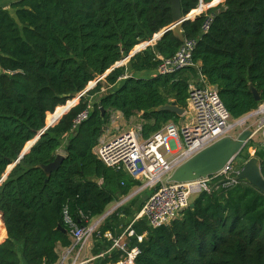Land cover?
Masks as SVG:
<instances>
[{"label": "trees", "instance_id": "1", "mask_svg": "<svg viewBox=\"0 0 264 264\" xmlns=\"http://www.w3.org/2000/svg\"><path fill=\"white\" fill-rule=\"evenodd\" d=\"M180 4L186 15L196 12L200 0ZM8 7L13 15L0 7V178L45 121L51 125L60 119L0 184V264L56 262L57 246L70 244L68 231L59 227L66 229L64 205L83 223L79 210L89 218L99 216L140 183L94 153L113 111L126 120L142 112L140 134L146 139L163 124L179 120L155 109L171 101L186 108L188 84L202 85L200 74L216 88L233 119L264 103V0H222L185 21L183 37L196 41L194 65L169 74H157L156 68L158 56L168 57L181 45L172 30L114 66L172 23L169 0H17ZM207 15L212 21L203 32ZM108 70L74 105L69 102ZM88 104V117L72 128ZM254 145L264 177L263 144L249 140L234 166L241 167L250 157L247 147ZM60 149L62 161L47 174L41 165L53 161ZM133 199L125 211L132 218V210L139 211L145 202L137 207ZM191 203L168 224L151 227L145 218L132 223L127 244L139 248L135 264H264L263 192L238 180L203 191ZM124 208L106 216L93 234L94 255H103L90 264L115 263L125 255L117 249L107 252L112 242L104 237L106 231L119 235L114 220Z\"/></svg>", "mask_w": 264, "mask_h": 264}, {"label": "built area", "instance_id": "2", "mask_svg": "<svg viewBox=\"0 0 264 264\" xmlns=\"http://www.w3.org/2000/svg\"><path fill=\"white\" fill-rule=\"evenodd\" d=\"M211 21L212 15H207L202 24L203 32L208 30ZM195 44V39L184 38L172 55L158 56L160 62L156 73L169 74L193 66L192 52ZM198 80L202 85H197L194 81L188 84L187 108L194 113L190 121L181 123L169 121L146 139L134 129L119 132L107 139L100 137L94 147L97 158L115 170L125 171L133 179L139 180L142 176L147 178L150 176L151 181L152 175H155L158 180L162 176H168L176 167L220 138L232 136L231 131L241 123L240 119H233L230 116L216 88L207 84L202 74L199 75ZM261 107H264V104L259 106ZM90 110L91 104H88L86 109L77 114L72 128H76L81 121L85 120ZM152 168L157 169L156 173H152ZM235 173L234 161H231L219 172L208 177L189 182L163 183L147 197L141 209L135 214L132 223L145 218L151 227L168 224L179 217L181 212L190 205L191 196H196L203 191L210 192L218 182H215L217 178L228 179L224 184L235 182L233 180ZM145 186L146 184L137 190ZM131 196L132 194L124 196L119 203L96 217L89 218L79 210L77 214L83 223H78L68 205H64L61 217L68 231L70 244L62 247L61 251H57L58 259L52 264H83L102 256L103 254H99L87 260L81 259L83 250L104 218ZM133 234L130 225L117 236H113L109 231L104 233V237L112 242L107 252L112 249L125 252L119 261L107 264H135L134 259L139 248L137 246L128 248L127 244L128 237ZM144 235L145 233L137 236V239L141 241Z\"/></svg>", "mask_w": 264, "mask_h": 264}, {"label": "water", "instance_id": "3", "mask_svg": "<svg viewBox=\"0 0 264 264\" xmlns=\"http://www.w3.org/2000/svg\"><path fill=\"white\" fill-rule=\"evenodd\" d=\"M169 2H170L171 13H172V23L169 26L160 30L158 33L154 34V36L152 38L148 39L145 42H142V43L136 45L133 48V50L121 62L116 63L114 66H117L123 62H126L133 54L140 51L141 49H144L147 46L155 44L156 41L160 37H162V35L164 33H166L169 30H172L182 41L184 39V37L182 35V30H181L182 24L189 19L195 18L196 15H198L200 12L203 11L202 8L205 5L203 3V1L200 0V4L198 5L197 8H195L196 12L190 11L188 14L183 15L182 10H181L180 0H169ZM215 3L216 2H210V3L206 4L207 8L214 5ZM109 71L110 70L106 71L102 76H99L97 79L94 80V82L88 83L87 87L83 91H81L80 93L74 94L72 99L76 98V101H77L79 99V97L85 93V91H87L89 88H91L99 79H101L103 76H105ZM250 89L253 93L254 98L256 100H259V93L255 89V87L250 85ZM155 110L156 111H168V112H171L177 116H182L185 113V108L178 106L174 101H171V102L166 103L162 106H159ZM100 111H101V115L104 116L105 109L103 107H100ZM239 119H240V122H244V120H245V118H239ZM57 121L55 123H57ZM54 124H51V125L49 124L47 126H44L32 140H30L29 142H27L25 144V146L22 149V151L20 152L18 158L16 160H14L7 167L5 173L0 178V184L6 178L7 174L11 170V168L16 163H18L19 160L30 150L31 146L40 137V135L48 127H50ZM252 134H253L252 130L245 129V130H242L236 136L227 135V136L220 138L219 140L215 141L214 143L207 146L206 148L200 150L195 155L190 157L188 160L183 162L181 165L176 167L167 176L166 181L167 182H189V181H193V180H196L199 178L208 177V176H211V175L219 172L221 169H223V167L227 163L233 161L236 158V156L240 153V151L248 143ZM63 157H64V155L57 153V155L55 156L53 161H51L50 163H48L46 165H41V167L43 168V170L47 174H49L52 170H54L58 167V165L62 161ZM233 180L234 181L245 180L246 182L253 185L254 187H256L257 189H259L261 192L264 193V177H263V175L261 173V169H260V160L254 155H250V157L242 163L241 167L236 170V173L233 176ZM95 181L99 182V180H95ZM227 181H228V179H222L216 183L215 187H217L221 184H224ZM190 205H192V203H190ZM59 227L61 230L66 232L65 228H63V227L61 228V226H59Z\"/></svg>", "mask_w": 264, "mask_h": 264}, {"label": "rangeland", "instance_id": "4", "mask_svg": "<svg viewBox=\"0 0 264 264\" xmlns=\"http://www.w3.org/2000/svg\"><path fill=\"white\" fill-rule=\"evenodd\" d=\"M217 3H215V4H217ZM202 9H203V11H205L207 9V5L205 4ZM92 82H94V81H92ZM69 102L75 104L77 101H76V98H74V99H70ZM262 104H264V103H262ZM70 106H72V105H70ZM193 117H194L193 111H191L190 108H187L186 113H184L182 116H179V120L176 123L190 121ZM113 118H115V117L110 116V120H109L108 124L105 126V129L106 128L107 129L106 130L104 129L105 130L104 133H107L108 135L109 134L110 135H113V134L115 135V134H117L119 132H122V131H125V130H128V129L129 130L130 129H134L140 134L141 125L144 122V119H143V116H142V112H136L134 115H132L130 117V121L129 122L128 121H124V120L122 122H120V120H116L114 122ZM240 118H245V120H244V122H241L236 127H234V129L231 131V135L232 136H236L237 132H239V131L248 129V127H249L248 124L253 119L264 118V113L263 112H259V107H258L257 109L249 112L248 114H246V115H244V116H242ZM47 125H49V124H47V122L45 121V126H47ZM235 162L236 163L240 162V160L237 159V161H235ZM166 179H167V175L162 176L160 179H158V180L156 179L154 181H150V176H148V178L142 176L141 179H139L140 183L138 185L134 186L128 194H132V196L130 197L131 199L135 196V199H133V200H135V202L134 201L133 202L136 203L137 204L136 206L138 207L140 202L145 201L146 198L154 190L158 189L163 183H166L167 182ZM144 184H146V186L138 191L137 189L139 187H141L142 185H144ZM123 197L124 196H119V198H117V200H115L114 202L110 203L106 207L105 211L109 210L116 203H119V200H121ZM194 197H195V195L191 196V202L194 199ZM130 198L127 201L123 202L120 206L117 207V208L125 207L124 208L125 210L120 211V213H119L120 217H117L116 220H114V222L117 224L116 233L121 234L129 225L130 226L132 225L133 218L131 217V215L130 216L129 215L125 216V213H126L125 211L130 210L131 205H132V204L130 205V200H131ZM132 211L135 212L136 209L132 210ZM110 214H108L107 216H109ZM95 249H96V238H95L94 235H92V237L89 240L85 255L95 256L94 255Z\"/></svg>", "mask_w": 264, "mask_h": 264}, {"label": "crops", "instance_id": "5", "mask_svg": "<svg viewBox=\"0 0 264 264\" xmlns=\"http://www.w3.org/2000/svg\"><path fill=\"white\" fill-rule=\"evenodd\" d=\"M15 1H17V0H0V7H4V8L9 9V12L13 15L14 14V10L13 9H10L8 6L12 2H15ZM221 1L222 0H220L219 2H221ZM110 116L115 117V118H113L114 119V122L116 120H120V122H122L123 120L124 121H128V122L130 121V118L127 119V120L124 119L123 118V115L119 111H113ZM248 126H249L248 129L252 130V132H253V134L251 135V137H250L249 140L250 141H253L254 143L263 144L264 143V118L253 119L251 122H249ZM240 132L241 131L237 132V134H239ZM113 135H110V134L108 135L107 133H104L103 132V134H102L101 137L104 138V139H107V138H109V137H111ZM247 150H248V152H249L250 155H253L254 150H255V145L254 146H248L247 147ZM58 153L64 155V150L63 149H60L58 151ZM133 208L134 207H132V209ZM135 214H136V212H133V216H135ZM2 226H3V224H2ZM3 228H4V226H3ZM5 237H6V231H5L4 238ZM56 249L59 252V251H61L62 247L60 245H58ZM86 249H87V247L83 250L82 255H81V259H83V260H87V259H90L91 257H93L92 255H85ZM91 262H92V260L87 261V262H85L83 264H90Z\"/></svg>", "mask_w": 264, "mask_h": 264}, {"label": "bare ground", "instance_id": "6", "mask_svg": "<svg viewBox=\"0 0 264 264\" xmlns=\"http://www.w3.org/2000/svg\"><path fill=\"white\" fill-rule=\"evenodd\" d=\"M259 112H263L264 113V107L259 108ZM157 169L156 168H152V173H156ZM156 179L155 175H152L151 181H154Z\"/></svg>", "mask_w": 264, "mask_h": 264}]
</instances>
